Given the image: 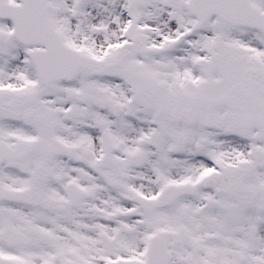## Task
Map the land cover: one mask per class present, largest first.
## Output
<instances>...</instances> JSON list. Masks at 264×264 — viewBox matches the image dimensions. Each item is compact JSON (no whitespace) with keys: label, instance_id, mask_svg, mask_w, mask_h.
I'll list each match as a JSON object with an SVG mask.
<instances>
[{"label":"snow or ice","instance_id":"6c2138e0","mask_svg":"<svg viewBox=\"0 0 264 264\" xmlns=\"http://www.w3.org/2000/svg\"><path fill=\"white\" fill-rule=\"evenodd\" d=\"M0 264H264V0H0Z\"/></svg>","mask_w":264,"mask_h":264}]
</instances>
